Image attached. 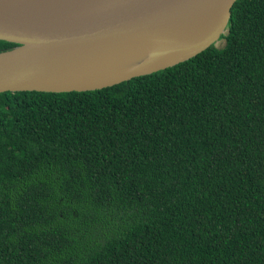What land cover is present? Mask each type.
Returning a JSON list of instances; mask_svg holds the SVG:
<instances>
[{"label":"trees","instance_id":"obj_1","mask_svg":"<svg viewBox=\"0 0 264 264\" xmlns=\"http://www.w3.org/2000/svg\"><path fill=\"white\" fill-rule=\"evenodd\" d=\"M220 39L112 87L0 93V264H264V0Z\"/></svg>","mask_w":264,"mask_h":264},{"label":"water","instance_id":"obj_2","mask_svg":"<svg viewBox=\"0 0 264 264\" xmlns=\"http://www.w3.org/2000/svg\"><path fill=\"white\" fill-rule=\"evenodd\" d=\"M236 1L0 0V41L15 45L0 51V93L94 91L182 63L222 41ZM133 44L154 57L75 81Z\"/></svg>","mask_w":264,"mask_h":264},{"label":"bare ground","instance_id":"obj_3","mask_svg":"<svg viewBox=\"0 0 264 264\" xmlns=\"http://www.w3.org/2000/svg\"><path fill=\"white\" fill-rule=\"evenodd\" d=\"M153 57V51L149 47H145L142 44H133L132 46L116 54L114 56L116 61L100 66L101 70H98V68L90 69L83 77L76 79L75 81L79 83H89L87 81L98 80L99 78H96L98 73L104 74L109 69L111 71H115L116 69H119L118 71H120L124 69L123 71L119 72L120 74L124 71H127L131 67L136 66L141 61L152 59Z\"/></svg>","mask_w":264,"mask_h":264},{"label":"rangeland","instance_id":"obj_4","mask_svg":"<svg viewBox=\"0 0 264 264\" xmlns=\"http://www.w3.org/2000/svg\"><path fill=\"white\" fill-rule=\"evenodd\" d=\"M223 43H224L223 41H220V42L217 43L215 46H216V47H221V46L223 45Z\"/></svg>","mask_w":264,"mask_h":264}]
</instances>
